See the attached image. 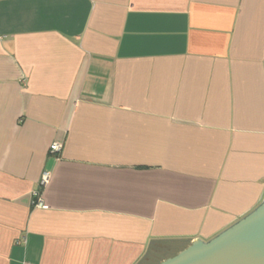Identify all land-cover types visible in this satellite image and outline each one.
<instances>
[{"label": "crops", "instance_id": "obj_1", "mask_svg": "<svg viewBox=\"0 0 264 264\" xmlns=\"http://www.w3.org/2000/svg\"><path fill=\"white\" fill-rule=\"evenodd\" d=\"M263 201L264 0H0V264H160Z\"/></svg>", "mask_w": 264, "mask_h": 264}, {"label": "water", "instance_id": "obj_2", "mask_svg": "<svg viewBox=\"0 0 264 264\" xmlns=\"http://www.w3.org/2000/svg\"><path fill=\"white\" fill-rule=\"evenodd\" d=\"M160 264H264V201L209 242H195Z\"/></svg>", "mask_w": 264, "mask_h": 264}, {"label": "built area", "instance_id": "obj_3", "mask_svg": "<svg viewBox=\"0 0 264 264\" xmlns=\"http://www.w3.org/2000/svg\"><path fill=\"white\" fill-rule=\"evenodd\" d=\"M63 146L59 143H54L51 145L50 147V150L52 153H60L61 150H62ZM49 179V175L48 174H45L44 177H43V180H42V184L45 185L47 183ZM34 198L36 199L35 203H36V206L38 207H43L44 206V202L42 200V195L40 193V191H37L33 194ZM25 240L23 239L22 242H24Z\"/></svg>", "mask_w": 264, "mask_h": 264}]
</instances>
